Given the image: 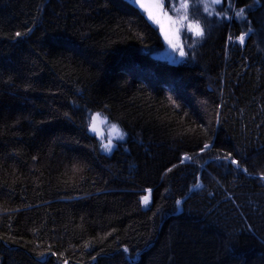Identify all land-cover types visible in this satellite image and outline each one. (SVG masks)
<instances>
[{
  "label": "trees",
  "instance_id": "16d2710c",
  "mask_svg": "<svg viewBox=\"0 0 264 264\" xmlns=\"http://www.w3.org/2000/svg\"><path fill=\"white\" fill-rule=\"evenodd\" d=\"M212 7L172 62L129 0H0V264H264V0Z\"/></svg>",
  "mask_w": 264,
  "mask_h": 264
},
{
  "label": "rangeland",
  "instance_id": "374dc122",
  "mask_svg": "<svg viewBox=\"0 0 264 264\" xmlns=\"http://www.w3.org/2000/svg\"><path fill=\"white\" fill-rule=\"evenodd\" d=\"M129 1H131L134 5H136L140 10H142V9L138 6V4L140 2H144V3L148 2V0H137V2H134V0H129ZM161 2L163 5L164 12L167 13V17H170L171 20H169L168 18L163 17V16L158 17L157 20H153V19L149 18L146 11H144V10H142V11L147 16V18L150 20V22L155 27L158 28V30H159L162 38H163V41H164V49L159 51V53L157 54L156 57H158L160 59L172 61V62H177V61L182 60L185 56V55L181 56L180 52L183 51L185 53V42L187 41L186 38H188V37L192 38V37L197 36L195 34L194 29L199 24L195 20L194 15L192 14V10H197V8H199L201 11L207 12V10H205V4L206 3L210 4L211 0H194L193 3H195V8H193V6H192L193 5L192 0H187L189 7L186 11L184 9H180L181 3L185 2V0H176V4L174 5V7L171 11L165 9L163 0H161ZM210 8H213V7H210ZM177 9H180V10L176 11ZM184 15L187 16V19L183 20L182 23H180V22L174 23L173 22V21H179L180 17H182ZM248 33H250V32H248ZM95 113H100V112L92 113L91 118ZM101 116L103 117L106 115L101 113ZM113 123H115V122H112L109 120H108V124H106V125H103V124H100L99 122H97V127L103 129V133H104V139L103 140H101V137L96 132L91 130L90 125H89V131H90V133L96 135L100 139L101 143H107V141L109 139V135H110L108 132V128ZM115 124H117V123H115ZM120 129L122 130L121 127H120ZM112 138H113V143H114V147H115V144L120 139H115V134H112ZM124 139H125V136H124ZM124 139H122V140H124ZM114 147H113V149H114ZM102 150L105 153H110V152L105 151L103 149V147H102Z\"/></svg>",
  "mask_w": 264,
  "mask_h": 264
},
{
  "label": "snow or ice",
  "instance_id": "6c2138e0",
  "mask_svg": "<svg viewBox=\"0 0 264 264\" xmlns=\"http://www.w3.org/2000/svg\"><path fill=\"white\" fill-rule=\"evenodd\" d=\"M134 2H137V0H134ZM220 3H221V0H211L210 4L209 3L205 4V10H208V8H210L212 6L219 5ZM138 6L142 10L147 12L150 19L157 20L158 17L163 16V17H166L169 20H171L170 17H167V13L164 12L161 0H148L147 3L140 2L138 4ZM188 7H189V4L187 3V0H185V2L181 3V5H180V9H184L185 11L188 9ZM180 9H177L176 11H179ZM242 12H243V10L237 11L235 13V15L241 16ZM186 19H187V16L184 15V16L180 17L179 21H173V22L174 23H176V22L182 23L183 20H186ZM194 31L198 37H202L204 35V30L202 28H200L199 25H197L195 27ZM16 35L19 36L20 33H17ZM239 40L241 43H243L244 37L240 36ZM180 55L184 56L185 53L183 51H181ZM97 122H99L100 124L106 125V124H108V118L106 116L102 117L101 113H95L92 116L91 121H90L91 130L96 132L101 137V140H103L104 139L103 129L97 127ZM108 132L110 134L109 139H108L107 143H102L101 146L103 147V149L105 151L111 152L113 150V147H114L112 134H115V139H120V140L124 139V136L126 134L120 129L119 125H117L115 123L110 125V127L108 128ZM208 147H209V145H207V144L204 145V149H207ZM185 158L191 159V157H187V156ZM226 159H227V157H226ZM232 163L239 166V162L236 160H233ZM150 196H151V190L149 189L148 194L142 197V203L145 206H147L150 203Z\"/></svg>",
  "mask_w": 264,
  "mask_h": 264
},
{
  "label": "water",
  "instance_id": "95a60500",
  "mask_svg": "<svg viewBox=\"0 0 264 264\" xmlns=\"http://www.w3.org/2000/svg\"><path fill=\"white\" fill-rule=\"evenodd\" d=\"M250 32V31H249ZM130 258V257H129ZM133 260H137V258H134Z\"/></svg>",
  "mask_w": 264,
  "mask_h": 264
}]
</instances>
